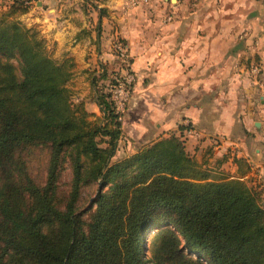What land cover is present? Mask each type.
Listing matches in <instances>:
<instances>
[{
    "label": "trees",
    "instance_id": "obj_1",
    "mask_svg": "<svg viewBox=\"0 0 264 264\" xmlns=\"http://www.w3.org/2000/svg\"><path fill=\"white\" fill-rule=\"evenodd\" d=\"M37 1L0 14V264H264L262 196L242 179L203 170L174 136L114 161L110 88H97L91 121L69 88L73 64L13 18ZM35 150L48 155L41 182Z\"/></svg>",
    "mask_w": 264,
    "mask_h": 264
},
{
    "label": "crops",
    "instance_id": "obj_2",
    "mask_svg": "<svg viewBox=\"0 0 264 264\" xmlns=\"http://www.w3.org/2000/svg\"><path fill=\"white\" fill-rule=\"evenodd\" d=\"M22 20L73 64L69 88L94 116L122 67L114 45L127 46L136 82L115 161L174 136L264 205V0H39Z\"/></svg>",
    "mask_w": 264,
    "mask_h": 264
},
{
    "label": "built area",
    "instance_id": "obj_3",
    "mask_svg": "<svg viewBox=\"0 0 264 264\" xmlns=\"http://www.w3.org/2000/svg\"><path fill=\"white\" fill-rule=\"evenodd\" d=\"M114 54L121 63V70L114 77L110 85L111 99L115 105L117 113L122 114L131 98L136 75L132 70V60L127 46L122 42L114 45ZM190 133H193L191 126L187 125Z\"/></svg>",
    "mask_w": 264,
    "mask_h": 264
},
{
    "label": "rangeland",
    "instance_id": "obj_4",
    "mask_svg": "<svg viewBox=\"0 0 264 264\" xmlns=\"http://www.w3.org/2000/svg\"><path fill=\"white\" fill-rule=\"evenodd\" d=\"M6 4L7 3H5L3 0H0V14L3 13L4 11H6L4 9H6V8L8 9L9 6L8 5L6 6ZM23 16H24V14L18 12L13 18L15 21H19L23 25H25L26 28L34 29V28H29V27H31V26H29L30 22H28L27 20H25V21L22 20ZM35 30H37V29H35ZM40 36L42 37L41 33H40ZM45 44H46L48 50L51 52V50L49 48L50 44L48 43V41L45 40ZM117 74H119V73H116V75ZM98 86H100V85H98ZM103 88H106V86H102V89ZM70 90L73 93V90L72 89H70ZM73 95H74V93H73ZM101 116H94L93 118H91V121L96 122L97 117H101ZM47 158H48L47 152L46 151H40V150H35L34 153L30 156V163L29 164H30V168L32 171V175L38 182L43 181L45 176H46L44 167H45ZM114 161H115V159H114ZM70 180H71L70 170L67 169V171L64 174L62 181H61V190L62 191H66L68 189V185L70 183ZM98 189H99V187L97 185H93L92 187H89L86 189V191L83 195V200L81 202L82 209H84L88 205L92 204V201H94V199L97 196ZM251 189L254 190V187H251ZM261 199H262V197H261ZM262 201H263V199L261 200V204L263 205Z\"/></svg>",
    "mask_w": 264,
    "mask_h": 264
}]
</instances>
